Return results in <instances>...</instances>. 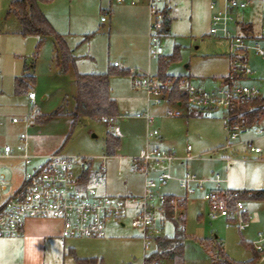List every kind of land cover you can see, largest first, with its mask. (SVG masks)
<instances>
[{"label": "rangeland", "instance_id": "1", "mask_svg": "<svg viewBox=\"0 0 264 264\" xmlns=\"http://www.w3.org/2000/svg\"><path fill=\"white\" fill-rule=\"evenodd\" d=\"M13 1L17 0H0V149L5 145L16 148L21 134L27 133L33 154L61 153L86 159L91 163L92 172V179L87 184L104 194L130 198L139 197L143 192L145 175L133 168L134 159L147 143L149 129L159 132L158 137L151 139L153 146L170 150L179 158L187 156L188 147H191V155L198 156L228 142L225 111L218 110L207 117L187 118V102H181L183 108H180L166 100L148 108L146 94L134 87L130 71V75L115 74L110 80L111 95L117 102L119 116L108 124L103 119L82 118L72 130L77 74H104L112 69L131 70L138 75L149 72L157 78L160 86L167 88L172 87L175 79L187 77L193 86L205 91L230 84V41L221 35L210 34L213 15L210 0H168L173 21L161 44L163 58L173 60L167 65L164 80L157 76L163 58L151 61L149 58L150 17L144 36V9L150 13L146 0H140L136 7L128 1L119 4L115 0L42 2L40 10L54 30L65 39L76 58L68 71H62L57 64L53 38H47L38 48L40 37L20 34L18 19L13 14L8 15ZM164 5V2H158L154 6L160 9ZM222 6L218 3L217 8ZM164 10L158 11L162 13ZM263 10L264 3L254 0L246 10L232 11L231 34L241 35L239 26L249 23L259 37ZM102 18L106 21L103 22ZM245 35L246 38H253L250 33ZM257 42L264 46V41L247 40L249 46ZM24 63L35 81L29 92L18 94L15 78L23 74ZM247 65L253 74L236 84L255 88L264 97V58L250 49ZM24 81L28 85V79ZM30 92L36 94L34 106L29 99ZM176 111L180 112V116L172 114ZM147 113L153 117L151 125L145 119ZM43 115L52 116L45 123L35 121L36 116ZM14 119L18 122L14 123ZM260 129L264 130L263 116L255 127L242 134L243 141H252L253 147L261 149L259 154L252 153L248 146L240 147L237 153L230 154L236 161L228 170L223 163L215 162L222 156L221 153L214 156V161L206 157L185 166L175 163L173 176L182 178L190 174L210 179L219 174L227 177L229 184L223 189L229 191L221 192L219 197L230 202L234 201L230 196L231 190L264 191V136H258ZM108 132L121 140L114 156L107 154ZM104 157L106 171L102 173ZM38 162L35 160L34 164ZM25 171L26 166L18 159H0V172L15 187ZM148 175L155 179L158 167L151 165ZM212 188V184L207 185L208 190ZM156 191L160 195L174 196V200L178 201L177 216L182 212L180 205L187 202V239L181 257L174 260L164 258L152 264H211L205 245L217 241L223 243L226 255L237 263L255 259L252 264H264V253L258 255L253 247L258 234L264 233V200H238L244 204L249 219L248 228L239 230L238 221L210 218L209 203L204 194L187 195L176 180L159 185ZM134 215V208L129 205L122 224L108 222L103 238H66L46 243L37 234L28 238L0 237V264H144L145 257L156 250L154 239L157 237L146 239L140 229L134 228ZM47 219H53L49 221L57 223L55 226L60 222L63 224L61 219ZM174 234V223L166 222L161 228V237L170 238Z\"/></svg>", "mask_w": 264, "mask_h": 264}, {"label": "built area", "instance_id": "2", "mask_svg": "<svg viewBox=\"0 0 264 264\" xmlns=\"http://www.w3.org/2000/svg\"><path fill=\"white\" fill-rule=\"evenodd\" d=\"M115 1L117 3L128 1L134 5L138 0ZM156 1L158 0H148L151 13L148 43L150 59L164 55L161 44L165 29L164 17L155 8ZM261 1L264 3V0ZM210 2L213 11L210 34L221 35L230 41V84L222 85L213 91H205L193 86L189 78L183 77L175 79L172 87L167 88L160 86L157 78L149 72L138 75L130 70L134 87L146 94L148 108L167 101L168 93L177 86L186 94L190 108L201 111L223 110L227 113L226 129L231 141L222 148L198 156L191 155V147H188V155L182 159L183 162L202 160L206 157L212 160L218 152L241 145L248 146L254 154L261 152L260 148L253 147L252 141H243V123L240 121L230 123L229 113L235 106L262 97L259 90L239 86L236 82L253 74L247 65V54L250 49L264 58V46L259 42L254 46L247 44L249 39L264 41V19L259 37L233 36L229 29L233 22L232 11H244L253 5L254 0H210ZM218 3H222V8H217ZM102 21L105 22L106 19L102 18ZM29 99L34 106L36 94L30 92ZM172 114L180 116L178 111ZM145 119L149 125L152 124L153 117L149 113L145 115ZM104 121L107 124L110 122L109 119ZM13 122L18 121L14 119ZM26 122L28 123L29 119ZM157 136H159L157 130H148L147 140ZM258 136H264L263 129L258 131ZM0 159H18L26 166V171L22 174L17 187L0 172V237L19 236L25 228V223L30 219L56 218L63 221L62 237L65 239L103 238L106 235L108 222L122 224L129 205L136 209L132 226L140 229L146 239H150L151 236L161 237V228L170 220L166 214L167 196L158 194L156 190L159 185H165L172 180L178 181L187 195L203 193L209 203L210 218L238 221L239 230H245L249 226L247 211L242 202H230L219 197L221 192L229 191L223 189L228 186L227 177L216 174L210 179H202L196 175L186 174L182 178H175L171 168L177 157L169 151L150 147L148 143L134 159V163L137 166L140 164L145 174L143 194L140 197L121 198L100 192L84 180L85 173L90 171V162L78 156H64L61 153L35 155L30 151L27 133L21 134L20 143L16 148L10 145L2 147ZM105 159L106 157L102 159L101 172L106 171ZM35 160L39 162L34 164ZM222 160L225 161L226 166H229L234 159L222 158ZM152 162L167 166L166 171L160 172L155 179H151L148 175V168ZM209 184L214 188L208 190ZM177 202L174 201L175 210ZM253 247L257 253H264V233L258 234Z\"/></svg>", "mask_w": 264, "mask_h": 264}, {"label": "trees", "instance_id": "3", "mask_svg": "<svg viewBox=\"0 0 264 264\" xmlns=\"http://www.w3.org/2000/svg\"><path fill=\"white\" fill-rule=\"evenodd\" d=\"M48 0H17L10 5L8 15L13 14L18 19L21 26V35L29 36L35 35L40 37L39 46L47 39L53 38L56 48V60L58 66L62 71H68L70 66L75 63V57L69 49L65 39L58 34L46 16L40 10V4ZM164 34L170 32V19L167 14H164ZM243 31L250 33L252 31L250 25H244ZM161 59L163 58L160 57ZM173 59H162L158 78L160 80L166 79V68L169 62ZM116 68V67H115ZM115 74L130 75L129 71H118L112 69L104 74H77L76 85L77 95L75 98V109L71 114L72 130L76 128L82 118L92 119H109L114 121L119 116L118 106L116 100L111 96L110 79ZM174 78V77H173ZM28 79V85L25 83ZM35 81V77L29 74V68L24 65L23 74L15 79V89L18 94H25L30 91ZM167 100L169 103L187 102L186 94L174 86L168 93ZM188 103V102H187ZM188 106V105H187ZM58 113H55L56 115ZM52 115L36 116L35 121L45 123ZM194 112L189 111L188 118L196 117ZM264 117V97H260L251 101H246L239 106H235L229 113V122L240 121L243 123V132L251 129L257 125L260 117ZM121 140L112 132H108L106 138V148L108 156H114L115 151L119 148ZM91 174L86 172L84 175L85 182L91 178ZM231 197L234 201L238 200H252L263 201L264 191H231ZM174 196H167L166 214L169 220L174 223L175 234L173 237H157L154 239L156 250L144 259V264H152L156 260L164 258L174 260L181 257L184 250V243L187 239L186 235V206L187 202L180 205L182 212L176 216L174 206ZM209 252L211 264H252L254 260L248 263H237L231 260L225 253L223 243L217 241L205 245ZM257 253V252H256ZM260 255V253H257ZM78 262H87V260H77Z\"/></svg>", "mask_w": 264, "mask_h": 264}, {"label": "crops", "instance_id": "4", "mask_svg": "<svg viewBox=\"0 0 264 264\" xmlns=\"http://www.w3.org/2000/svg\"><path fill=\"white\" fill-rule=\"evenodd\" d=\"M139 1L140 0H138L137 1V3L136 4H134V5H132L131 3H129L132 7H136L137 5H138V3H139ZM146 2L148 3V5H149V2H148V0H146ZM158 2H164L165 3V5L162 7V8H160V9H158V10H164L165 8H166V10H164V11H162V15H163V17H164V14L166 13L167 14V17L170 19V29H171V25H172V21H173V19H172V17L170 16V12H171V7H170V4L169 3H167L168 2V0H158V1H156V3H158ZM119 4H122V3H119ZM148 8V7H147ZM150 9V8H149ZM145 11H144V22H143V24H144V36L146 37V31H147V27H148V19H149V17H150V21H151V13H148V11L146 10V9H144ZM150 15V16H149ZM211 23H212V17H211V21H210V28H211ZM149 24H150V22H149ZM242 25H250L251 26V29H252V31L250 32V34L253 36V38H255L256 37V35H255V32H254V28H253V26H252V24H249V23H244V24H241L239 27H240V31H239V33L241 34L240 36H246L245 35V33L246 32H244L243 31V29L241 28V26ZM257 36H259V34L257 35ZM249 38H252V37H249ZM152 59H150V61H151ZM24 65H26L25 63H24ZM117 68V67H116ZM23 69H24V67H23ZM128 71H130V70H128ZM30 74V73H29ZM16 79V78H15ZM111 80V79H110ZM110 90H111V82H110ZM112 96V95H111ZM168 101V100H167ZM169 104H171V103H169ZM176 106L177 107H180V108H183V106H181V102H178V103H176ZM186 109V111H187V118H188V113H189V111H192V112H194V114L195 115H197L196 117H198V116H200V117H207V116H212L214 113H215V111H218V110H211V111H201V110H197V109H193V108H190L189 106H187V108H185ZM226 116H227V114H226ZM226 123H227V120H226ZM226 125V124H225ZM226 128V127H225ZM249 129H247V130H245L243 133H245V132H247ZM242 133V134H243ZM158 137V136H157ZM153 138H156V137H152V138H150V140H147V143L150 145V147H153V148H159V149H161L159 146H157V145H155V146H153L152 145V143H151V139H153ZM229 141H231L230 140V138L228 139V142L227 143H229ZM147 143H146V145H147ZM226 143V144H227ZM226 144H224V145H220V146H218V147H216L215 149H218V148H222V147H224ZM145 145V146H146ZM240 147H243V145H241V146H236V147H234V148H232V149H229V150H226V151H220V152H218L217 154H219V153H221L222 154V156L218 159V160H215V162H221V163H223L224 165H225V167H226V170H228L229 169V167L232 165V163H234L236 160H233L231 163H230V165L229 166H226V163H225V161H223L222 160V158H232L231 157V155L230 154H232V153H237V150L240 148ZM167 151H169L170 153H172L173 155H175L172 151H170V150H167ZM203 153H208V151H205V152H203ZM202 154V153H201ZM187 155H188V150H187ZM175 157H177L176 155H175ZM182 159L183 158H179V157H177V159L173 162V165L175 164V163H179V165H181V166H185V165H187L189 162H183L182 161ZM211 161H214V160H211ZM135 164V163H134ZM151 165H155L156 167H158V174L160 173V172H163V171H166V169H167V166L165 165V164H157V163H155V162H152V163H150V165H149V168H148V170L150 171V166ZM173 165H172V168H171V171H172V169H173ZM135 169H133L134 171H140V172H142V173H144L143 172V170H142V168H141V165L140 164H138V166L135 164V167H134ZM90 174H91V176H92V172L91 171H88ZM102 173H104V172H102ZM93 175H96L97 177L99 176V174H93ZM145 175V174H144ZM92 179V178H91ZM228 184H229V182H228ZM144 185V184H143ZM231 191H233V190H231ZM142 194H143V192H142ZM142 196V195H141ZM165 196H172V195H165ZM140 197V196H139ZM134 211L136 212V209H134ZM186 211H187V206H186ZM187 215V214H186ZM49 220H53V219H30V220H28L26 223H25V228H24V230H23V232L19 235V236H21V237H23V238H28V237H32V236H34L35 234H37V236H39L40 237V239H43L44 240V242H50L51 240H66L65 238H63L62 237V231H63V224H62V222H60V223H58V225H56L55 226V224H57V223H53V221H49ZM106 236V235H105ZM65 243V242H64Z\"/></svg>", "mask_w": 264, "mask_h": 264}]
</instances>
